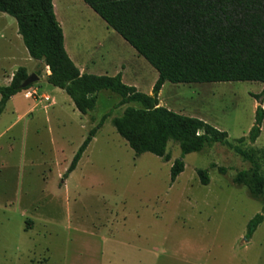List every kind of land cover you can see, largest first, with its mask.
I'll return each mask as SVG.
<instances>
[{
  "label": "rangeland",
  "instance_id": "374dc122",
  "mask_svg": "<svg viewBox=\"0 0 264 264\" xmlns=\"http://www.w3.org/2000/svg\"><path fill=\"white\" fill-rule=\"evenodd\" d=\"M54 2L66 50L82 72H120L124 83L151 94L157 71L119 34L82 0ZM20 66L39 78L0 115V264H264V221L246 238L264 195L252 199L232 182L250 163L231 147L215 143L183 155L184 170L170 182L171 166L182 156L178 144L168 142V161L148 152L136 156L111 118L139 105L115 107L120 96L102 90L95 109L81 114L65 91L46 81L49 71L29 56L16 20L0 12V86ZM262 87L165 82L158 101L226 131L232 144L264 149V121L255 143L237 141L253 124ZM198 169H208L207 185Z\"/></svg>",
  "mask_w": 264,
  "mask_h": 264
},
{
  "label": "trees",
  "instance_id": "16d2710c",
  "mask_svg": "<svg viewBox=\"0 0 264 264\" xmlns=\"http://www.w3.org/2000/svg\"><path fill=\"white\" fill-rule=\"evenodd\" d=\"M105 24L119 34L158 73L151 94L123 82L121 73L96 75L81 72L66 51L63 29L52 0H0V12L16 20L17 31L31 58L42 61L49 73L46 81L70 97L81 114L96 107L102 90L120 96L117 106H127L111 118L116 132L136 156L148 152L170 159L169 141L177 143L181 157L171 166L170 182L184 170L183 155L200 152L215 143L231 147L248 169L232 178L246 188L252 199L264 195V149L240 147L228 141V133L200 118L187 116L159 105L158 94L165 82H260L257 106L249 132L239 143H255L264 121V0H82ZM28 76L20 66L7 85L0 86V115L10 98L22 91ZM29 86L24 89L29 88ZM114 107V108H115ZM105 113L89 131L67 167L66 178L77 166L97 130L111 115ZM216 167L220 173L226 170ZM202 185L209 183L208 169H198ZM264 221V204L247 223L251 238Z\"/></svg>",
  "mask_w": 264,
  "mask_h": 264
},
{
  "label": "water",
  "instance_id": "95a60500",
  "mask_svg": "<svg viewBox=\"0 0 264 264\" xmlns=\"http://www.w3.org/2000/svg\"><path fill=\"white\" fill-rule=\"evenodd\" d=\"M38 76H36L35 74H30L26 77V79L23 81L21 87L22 89H24L25 87L29 86L31 83H33L34 81L38 80Z\"/></svg>",
  "mask_w": 264,
  "mask_h": 264
},
{
  "label": "crops",
  "instance_id": "0c3cea01",
  "mask_svg": "<svg viewBox=\"0 0 264 264\" xmlns=\"http://www.w3.org/2000/svg\"><path fill=\"white\" fill-rule=\"evenodd\" d=\"M52 2H53V7H54V12H55V15H56V18H57V13H56V11H55V2H54V0H52ZM57 20L59 21V19L57 18ZM59 23H60V25H61V27H62V29H63V34H64V28H63V26H62V23L59 21ZM122 38V37H121ZM123 39V38H122ZM124 40V39H123ZM125 41V40H124ZM126 42V41H125ZM64 44H65V35H64ZM65 48H66V45H65ZM67 51V50H66ZM69 54V53H68ZM69 56H70V54H69ZM70 58L72 59V57L70 56ZM73 60V59H72ZM73 62H74V60H73ZM75 63V62H74ZM76 64V63H75ZM77 66V65H76ZM78 67V66H77ZM79 68V67H78ZM81 71V70H80ZM82 72V71H81ZM262 84V83H261ZM13 97V96H12ZM11 97V98H12ZM10 98V99H11ZM10 101V100H9ZM8 101V102H9ZM7 102V103H8Z\"/></svg>",
  "mask_w": 264,
  "mask_h": 264
}]
</instances>
